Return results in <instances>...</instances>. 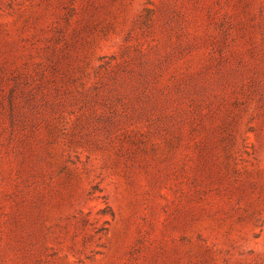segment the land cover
Segmentation results:
<instances>
[{
  "label": "rangeland",
  "instance_id": "rangeland-1",
  "mask_svg": "<svg viewBox=\"0 0 264 264\" xmlns=\"http://www.w3.org/2000/svg\"><path fill=\"white\" fill-rule=\"evenodd\" d=\"M0 264H264V0H0Z\"/></svg>",
  "mask_w": 264,
  "mask_h": 264
}]
</instances>
